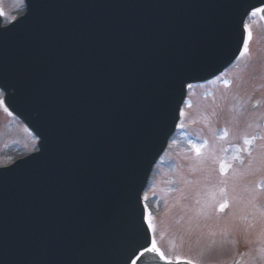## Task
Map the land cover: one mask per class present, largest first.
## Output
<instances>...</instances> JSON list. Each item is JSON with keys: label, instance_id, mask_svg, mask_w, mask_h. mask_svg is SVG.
<instances>
[{"label": "water", "instance_id": "water-1", "mask_svg": "<svg viewBox=\"0 0 264 264\" xmlns=\"http://www.w3.org/2000/svg\"><path fill=\"white\" fill-rule=\"evenodd\" d=\"M29 2L0 17V86L41 150L0 168V264H130L186 85L237 57L264 0Z\"/></svg>", "mask_w": 264, "mask_h": 264}, {"label": "rangeland", "instance_id": "rangeland-1", "mask_svg": "<svg viewBox=\"0 0 264 264\" xmlns=\"http://www.w3.org/2000/svg\"><path fill=\"white\" fill-rule=\"evenodd\" d=\"M0 10L9 21L23 11V2L0 1ZM247 26L251 49L264 58L260 12L251 14ZM253 59L244 53L218 79L190 88L180 124L184 129L171 141L144 195L155 244L171 260L264 264L259 202L264 196V104L252 113L246 110L255 95L264 93V68L260 77L250 74ZM2 110L0 105V165L35 144L30 132Z\"/></svg>", "mask_w": 264, "mask_h": 264}, {"label": "snow or ice", "instance_id": "snow-or-ice-1", "mask_svg": "<svg viewBox=\"0 0 264 264\" xmlns=\"http://www.w3.org/2000/svg\"><path fill=\"white\" fill-rule=\"evenodd\" d=\"M255 12H262V13H264V7H257L255 10H254ZM3 13L2 12H0V15H2ZM247 25H245V28L247 29ZM251 37V33L249 32V38ZM247 43H248V40H245L244 41V44H245V46L247 45ZM245 51H247V48L245 47ZM243 54V53H242ZM197 151H199V149L197 148ZM222 207H223V205H222ZM149 249L148 248H146L145 249V251H148ZM153 250H155V244H154V242H153ZM177 260L179 261L180 260V257H177ZM186 264H192V262L191 261H187L186 262Z\"/></svg>", "mask_w": 264, "mask_h": 264}]
</instances>
